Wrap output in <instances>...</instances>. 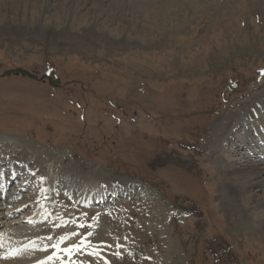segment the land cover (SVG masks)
<instances>
[{
    "label": "rangeland",
    "instance_id": "rangeland-1",
    "mask_svg": "<svg viewBox=\"0 0 264 264\" xmlns=\"http://www.w3.org/2000/svg\"><path fill=\"white\" fill-rule=\"evenodd\" d=\"M262 70L264 0H0V264H264V187L229 192L214 153L264 140L237 122Z\"/></svg>",
    "mask_w": 264,
    "mask_h": 264
},
{
    "label": "bare ground",
    "instance_id": "bare-ground-1",
    "mask_svg": "<svg viewBox=\"0 0 264 264\" xmlns=\"http://www.w3.org/2000/svg\"><path fill=\"white\" fill-rule=\"evenodd\" d=\"M263 112H264V102L261 104H254L251 108H249L248 110H246V112L243 113V115L241 116V118L237 122L243 126L248 125V124L250 125L253 122V120L255 118H257L259 115H264ZM263 130H264V128H262V131ZM246 132H248V134L246 133L247 135L253 133V131H252V129H250V127H248ZM231 135L232 134H230V136L229 135L225 136L223 138V142H222L223 144L218 147V150L214 151V153L219 152V155H217V157L220 158L219 171H220L221 175L223 176V184L228 187L229 192L234 193L236 196H238L240 194V191L236 190L237 189L236 184L238 182L241 183V182H245V180H246V181L250 182V186H255L257 188H259V186L264 187V167H258V166L253 165V164L249 165L247 162L248 160H250V157L253 156V153L255 154L256 152H258L257 154H258V157L261 159V162H262L261 164L264 165V148H263L264 147V140L259 135L256 136V139H251L249 142H243L240 140L238 142V144L236 145L237 150H234V151H238V153H236L237 158L233 159L232 161H230V160L228 161L227 158H225L220 153H222L221 151L224 150V148L227 144H233V143L235 144L236 143L235 141H233V137ZM2 139H3V136H2ZM0 147H2L1 144H0ZM226 150L227 149H225V151ZM230 150H231V148H230ZM38 153H39V151H38ZM36 159L39 160V161H37L39 165L46 164L45 168L48 169L47 170L48 173L51 171V168H52L51 164H48L46 162V159H44L40 156H36ZM42 159H44L45 162H43ZM9 164L11 166L9 173L13 177V176L17 175V171H20L21 169H20L19 165H17V163H13L12 161H10ZM254 166H256V168ZM28 176H29V180L33 179L32 173H29ZM34 178H36V177H34ZM252 179L253 180L255 179L256 181L251 182ZM52 181H54L53 178H52ZM128 183H131V182H126V184H128ZM93 184H94V186L91 188H88L87 185H84L83 187H81L82 186L81 185L80 189H78V191H77V193H81V195H82L81 200L83 201L84 204H98L99 202H102L103 197L108 194L107 193V191H108L107 187L104 184H102V183H100V184L93 183ZM130 185H132V187H130V186H128V187L126 186V187H127V189L132 191V188L134 189L135 184L131 183ZM136 185L140 186V183H136ZM238 185H239V183H238ZM126 187H125V184H123L122 188H126ZM37 188L39 190L38 192H40V193H39L35 203L38 205L39 209L32 214L24 215L23 219L21 218L20 220H17L14 222H20V223L24 222L26 224H31V222L33 223L37 219V215L40 214L42 211L40 209L41 206H43L44 203L49 202L48 199L50 198V194L48 195V192L45 191L46 190L45 187H41V185H38ZM89 189H92V190L88 194L87 191H90ZM135 190L133 192H135ZM239 190H241V189H239ZM86 193L88 195H86ZM24 206H25L24 203L18 204L15 208L12 209L11 215L17 211L22 210V208ZM6 214H7V212H6ZM8 215H10V214H8ZM21 263L27 264L26 262H21Z\"/></svg>",
    "mask_w": 264,
    "mask_h": 264
},
{
    "label": "water",
    "instance_id": "water-1",
    "mask_svg": "<svg viewBox=\"0 0 264 264\" xmlns=\"http://www.w3.org/2000/svg\"><path fill=\"white\" fill-rule=\"evenodd\" d=\"M2 75L3 76L21 75V76H25V77H28V78H31L34 80H38V81H45L46 80L48 82V84L53 86V87H59L61 85L59 78L56 76L54 78H52L48 74H43L41 76H37V74L35 72H30V71L23 69L21 67L5 70ZM204 112L205 111H198L195 113H204Z\"/></svg>",
    "mask_w": 264,
    "mask_h": 264
},
{
    "label": "snow or ice",
    "instance_id": "snow-or-ice-1",
    "mask_svg": "<svg viewBox=\"0 0 264 264\" xmlns=\"http://www.w3.org/2000/svg\"><path fill=\"white\" fill-rule=\"evenodd\" d=\"M262 72H264V70H262Z\"/></svg>",
    "mask_w": 264,
    "mask_h": 264
}]
</instances>
